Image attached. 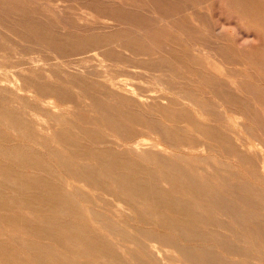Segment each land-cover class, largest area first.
Masks as SVG:
<instances>
[{
	"label": "rangeland",
	"instance_id": "obj_1",
	"mask_svg": "<svg viewBox=\"0 0 264 264\" xmlns=\"http://www.w3.org/2000/svg\"><path fill=\"white\" fill-rule=\"evenodd\" d=\"M63 1L57 3L68 7V11L66 14L59 13L53 17H60L59 19L63 23L72 27L77 25L72 15L73 12H76L74 10H77L76 13L95 16L86 7H99L100 11L97 15L101 21H107L114 25L123 24L116 27V31L109 34L110 37L119 46L135 47L133 49L144 53L146 56H139L135 61L130 60L129 64L145 68V74L147 69L149 75L155 76L151 79V76L146 77L145 75L134 80L133 84L135 88H138L137 93L144 96L150 94V96L153 95V98L158 97L162 103L167 104L168 101V105L170 103H174V105L171 108L150 105V108L147 105L130 101H119L122 104H118L117 111L120 110L119 113L122 115L115 117L116 124H113L105 120L103 112L95 109L94 105L100 104L108 107L115 104L112 99L103 95L102 89L97 84L91 81L92 79H101H91L85 74L88 71H95L108 78L113 77L116 73L113 63L105 62L101 65L100 61L96 60L89 64L83 63L62 69L55 67L56 60L36 63L33 67L34 74H27L25 80L31 86L47 83L58 88L59 94L50 96L52 99L48 97V100L55 102L59 107L55 114H48L38 105V102L43 98L32 94H24L20 97L21 99L11 96L13 107L22 111L29 107L36 111L37 118L42 120H40L42 125L39 129H43H27L23 125H0V264H168L167 262L163 263L157 257H146L143 247V242L145 243L147 240L160 241L163 238L187 248L192 247L198 250L208 248L217 251L218 247L214 241L216 239L230 243L241 251L246 247L241 243L244 232L218 212H214L216 214L213 212L200 213L198 207L205 205L197 198L201 192L196 189L197 184L194 182L218 193L220 203L224 205L232 203L240 212L244 208L237 203V196L232 192L238 189L240 183L244 182L254 192L263 193L264 196V183L259 182L260 176H249L241 164L223 157L220 144L215 142L216 139L212 131L207 128H199L201 133L195 132L187 125L186 122H189L190 115L185 105L188 102L184 99H188L191 103L211 99L206 86L200 84L198 76L193 74L195 67H191L192 64L189 65L187 57L191 54L192 44L196 45L199 41L208 45L209 48L218 50L226 67H229V71L231 69L230 73L238 76V81L246 89L255 90L258 95L256 98L264 102V0L212 2L209 4L212 11L210 14L193 19L184 15L187 14L184 13L185 9L198 7V4L193 0H190L192 3L177 1L175 2L177 4L174 3L175 5L173 2L153 4V7L158 8L161 12H168V15H171L169 13L173 11L179 13L173 17L176 19L168 16L167 23L146 18L142 14H145L149 6H152L147 5L146 0H141L140 4L137 3L138 0L135 2L134 0H124L127 3V8L124 10L117 7L110 8L113 5L104 0ZM241 8H246L251 15L245 17L239 15L236 10ZM124 20L126 21L124 22ZM160 23L163 24L160 25ZM168 24L172 27L170 28ZM118 28L127 33L121 35L120 32L123 31L117 30ZM63 31L57 27L53 30L54 34ZM75 33L77 34L74 35L75 37L87 35L81 31ZM103 33L95 34L102 36ZM152 43L153 45H151ZM214 43L216 45H213ZM70 44L74 45L75 43L73 41ZM148 47L157 51L158 54H152ZM46 49L47 51H45ZM5 50L11 57L13 55L17 58H20L19 53H33L34 57L40 55L48 59L47 54L50 53L45 46L24 47V49L5 46ZM207 52L204 50V53ZM116 55L113 53L109 58L116 59ZM226 61L231 64L228 65ZM172 63H175L174 66ZM218 66L222 69L220 63ZM50 70L53 74L49 76L48 71ZM183 76L187 79H184ZM60 93L66 98L63 99ZM26 95L28 97H25ZM224 100L228 101L229 98L224 97ZM1 105L3 104L0 103ZM237 112L244 118H252V112L248 108L243 107ZM232 117L236 122H243L242 118L234 115ZM146 123L147 125H145ZM250 129V126L247 127V130ZM117 135L134 136L135 140L145 139L148 141L150 139L149 141L158 142L164 147H170L174 143L200 144L199 152L196 153L197 150L193 152L192 158L197 156L203 162L194 163L189 159L190 156L187 153L181 151L176 154L188 158L186 162L190 163V168L186 164H181V170L189 168L192 173L197 172L202 176H160L161 173L151 163L149 155L133 157L130 153L127 154L123 147L117 148V145H113L112 142L118 140ZM195 136L198 138L197 142H195ZM119 144L122 145L120 142ZM107 149L116 152L122 166L139 168L138 176H132L133 180L161 186L160 180L166 177L170 184H163L158 191H162L161 193L177 206L149 199L142 202L143 200L136 198L132 203L131 213L119 219L107 212V206H104V203H100L98 206L96 203L92 205L86 202L88 199L82 195L83 193L72 194V190L66 187V183L74 185L78 183L74 182L73 176L68 172L67 166L69 165L77 169L78 167L79 169L84 167L91 169L93 174L98 175L92 177L103 181L107 187L113 185L110 181L113 177H122L102 176L120 173L118 170L112 169V163L109 161L97 160V152ZM256 150L264 157V140L259 141ZM10 151L19 152L21 158L26 160V164L8 161L5 155ZM213 168L215 170H212ZM146 173H154L155 176H143ZM215 174L216 176H214ZM76 177L84 179L85 176ZM82 184L83 182L79 185ZM212 196L211 194L208 198ZM196 217L202 222H196ZM91 218H95L99 223L93 224L90 221ZM61 225H66L76 232L79 231L78 233L82 231L85 233L86 236L82 238V243H79V248H70L69 241L62 237V239L52 237L53 231ZM99 227L103 230L99 231ZM179 230L190 231L196 235L201 233L207 235L203 238L195 237L187 242L179 234ZM87 237L91 240H88ZM121 245L127 248V253L122 254L119 249ZM256 250L259 249L256 248ZM249 256L254 259H249L250 262L264 264L258 261L263 260L264 255L256 253ZM231 260L227 263L243 264L238 257H233Z\"/></svg>",
	"mask_w": 264,
	"mask_h": 264
},
{
	"label": "bare ground",
	"instance_id": "obj_2",
	"mask_svg": "<svg viewBox=\"0 0 264 264\" xmlns=\"http://www.w3.org/2000/svg\"><path fill=\"white\" fill-rule=\"evenodd\" d=\"M58 1L64 2L63 0H31L28 2L20 1V0L19 1L0 0V103L3 104L0 106V125H4V126L23 125L27 127V129H34V128L37 130L43 129V128L39 129V127L42 125L41 122L42 120L37 118V115L35 114L36 111L29 107L25 111L13 107L14 104L11 103V96L17 99H21L20 97L24 96V94H32L33 96L43 98L41 101L38 102L39 103L38 105L42 107L46 113L55 114V112L58 110L59 105H57L55 102L48 100L49 99L48 97L52 95L53 96L58 95L60 90L47 83L41 85L35 84L31 86V84H29V82L25 80L27 74H34L33 67L36 63L39 62L46 63L47 61L50 60H56L55 67L58 69H62L64 67L67 68L78 64L80 65L83 63L89 64L90 62L96 60H99L101 65L105 62L114 64L115 66L114 71H116V73L115 76L113 77L108 78L107 76L100 75L95 71L85 72V74L90 76L91 79L92 78L101 79V80L92 79L91 81L97 84L100 87V89H102L103 95L108 99H112L113 103L116 105V106L112 105L108 107L107 105L106 106L100 104L94 105L95 109H98L101 112H103L102 115L104 119L110 121L113 124H116L115 117H120L122 115L121 113H119L120 110L117 111V109H119L118 104L122 101H130L140 105H147L148 107L152 105V106H167L166 108H171L172 105H174V103H170L168 105V101L167 104L162 103L161 101L158 100V97L153 98L152 97L153 95L150 96L149 93H148L149 96H144L141 93H137L138 88H135L133 84L134 80L141 78L145 75L146 77L151 76V79L155 76L149 75L150 73L148 72L147 69L145 74L144 72L145 68L135 65L133 66L129 64L131 63L129 62L130 60L135 61V59L139 56H146L144 53L139 52V50L137 51L136 49H133L135 47L132 48L130 46L128 47L119 46L117 45L115 40H113V38L110 37L109 34H111V32L113 31H116L115 28L120 27L123 24L114 25L112 23H108L107 21H101V19L98 18L97 15L98 11H100L98 9L99 7L98 8L86 7V9H88V11H90L92 14H95V16L83 15L80 13H76L77 10H74L76 12H73L72 15L74 21L77 22L78 26L76 25L72 27L65 22L63 23V21L59 19L60 17L58 16L53 17L58 15L59 13L66 14V12L69 9L68 7L59 5L57 3ZM104 1L109 2L111 3V5H113L110 6V8L117 7L122 10H124V8H127V3L124 2V0H104ZM135 1L136 0H134V2ZM140 1L141 0H138L137 3L139 2L138 4H140ZM177 1L182 3L183 1H190V0H146L147 5L150 4L152 6L151 7L149 6L148 9L145 8L146 12L145 14L144 13L142 14L145 15L146 18L155 19L160 22L167 23L168 16H172L171 18H173L175 17V15L179 13L172 10L173 12L169 13L171 15H168L167 14L168 12L166 11L161 12L158 8L153 7V4L159 2L161 4L173 2L174 4ZM193 1L196 4H198V7H191V8L186 7L188 9H185L184 10L185 12L183 11L184 13H187L184 15H187L191 19L210 14V12H212L211 7L209 6L210 3L212 2L226 3L229 0H193ZM232 1L238 2V0H232ZM141 11L142 8L140 12ZM236 12L244 17L250 14L249 13L250 11L246 10V8L237 9ZM180 16H182V14H180ZM140 17L142 16L140 15ZM125 21L126 20H124V22ZM162 24L163 23H160V25ZM168 25L170 26V28L172 27L170 24ZM56 27L64 31L59 34H54L53 30ZM117 30L123 31L120 32L121 35H125L127 33L124 30H120V28H118ZM77 31L87 33V35L82 37H75L74 35H77L75 33ZM99 32L102 33L105 32V33H103L104 35L102 36L96 35ZM203 37L205 38V35H203ZM73 41L75 44L71 45L70 43ZM151 45H153V43ZM213 45H216V43H214ZM5 46H12L21 49L22 48L24 49V47L30 48L33 46H38V47L45 46L46 48H48L50 53L47 54L48 59L43 58V56L40 55L34 57L33 53H28V54L16 53L20 57L17 58L16 56L13 55L11 57L10 54L7 53V51L5 50ZM149 50L152 51V54L154 55L158 54L157 51L153 50L151 47L149 48ZM190 50H191V54L187 57L189 65L192 64L191 67L193 68L195 67V72L193 74L198 76L197 79L200 84L206 86L211 96V99L203 100V101L201 100L200 102H194V103H191L188 99H184L187 100L188 102L185 105L187 106V111L189 112L190 115L189 122H186L187 125H189L191 130H194L195 132L201 133L200 129L203 128H207L210 131H212L216 139L215 142H218L220 144V150L223 157L230 158L236 163L241 164L246 169L247 174L249 176H260L261 179L259 180V182L263 184L264 178H262V176H264V157L262 156V154L257 152L256 146L258 145L260 140H264V134H263L264 102L256 98L258 95L255 92V90L251 91L249 90V88L246 89L241 84V82L238 81L239 77L234 76L230 73L231 69L229 71L228 69L229 67L228 68L226 67L225 61L223 60L222 55L220 52H218V50L209 48L208 45L202 43L201 41H199L196 45L192 44ZM204 50L208 52L210 51V53L208 52L204 53ZM45 51H47V49ZM113 53L117 54L115 56L116 59L109 58V56H111ZM163 55L169 57V55H165V54ZM24 56L27 57L24 58ZM217 62L218 64L220 63L222 69L218 66ZM226 63L228 65L231 64L228 61H226ZM116 64L118 65L116 66ZM174 64L172 66H174ZM48 72H49L48 73L49 76L53 74L51 70ZM183 78L187 79L185 76H183ZM60 94L63 96V99L66 98L65 95H63L62 93ZM25 97L28 96L26 95ZM163 97L165 96L163 95ZM224 97L229 98V100L228 101L224 100ZM182 106L184 107V104H182ZM243 107L251 110L252 118L250 119L244 118L241 116L240 113H238L239 111L237 112V110H240ZM69 111L71 110L69 109ZM179 111L181 112V110ZM232 115L237 116L238 118H242L243 122L234 121ZM145 125H147V123ZM249 126L251 127V129L247 130V127ZM154 133L156 134L157 132ZM117 136H118V140L113 141L112 142L113 145H117L116 146L117 148L123 147L124 151L127 152V154L130 153L133 157L139 158L141 156L146 157V155H149L150 159L152 160L151 163L155 165L156 170H158L161 173L160 176H202V175H198L197 172L192 173L190 171L189 169L190 163L186 162V159L188 158L176 154V152L178 153L181 151L182 153H187L190 156L189 159H191L192 162L197 164L203 162V160H201L197 156L192 158V155L194 154L193 152H195L196 150H197L196 153L199 152L198 148L201 147L200 144L174 143L170 147H164L158 142L149 141L150 140L149 138H148L149 140L146 141L145 139L135 140L134 136L133 137H128L127 135L124 136L117 135ZM195 138H196L195 142H197L198 138L196 136ZM119 142L122 143V145H120ZM3 155L5 154L3 153ZM97 155H98L97 160L109 161L110 163H112L111 164L112 169L118 170L120 172L114 175H102V176H122V177L121 178L113 177L110 180L113 185L107 187L103 181H99L92 177L98 175L93 174L91 169L85 167L83 169H79L78 167L77 169V168H72L69 165L67 166L68 167L67 170L70 173V175L73 176L74 182L78 183L76 185L71 183H66V187L72 190V194L75 195V193H79V194L83 193L82 195L88 199L86 200V202L92 205L96 203L98 206V204L104 203V206L105 205L107 206V212H109L110 214L116 217H119V219L122 218L124 215L131 213L133 209L132 203L136 198L143 200L142 202H146V199H149L151 201H156L163 204L168 203L167 205L170 204V206L171 205L177 206L176 204L171 203L172 201L169 200V198L167 199L161 193L162 191L161 192L158 191L159 189H161L163 184H167V185L170 184L167 181L166 177H163L160 180L161 186L155 183L149 184L146 182L133 180L132 176H138L139 168L137 167L127 168L125 166H122L121 165L122 163L119 162L120 158L118 157L116 152H114V150L111 149L103 150L97 152ZM5 158L11 162L26 164V160L21 158L19 152L10 151L5 155ZM181 164H186L187 166H189V168H186L187 170L186 169L181 170L180 168ZM212 170H215V168H213ZM74 176L75 177L85 176V177L84 179L76 177L77 178L76 179ZM143 176H155V175L154 173L153 174L146 173L143 174ZM214 176H216V174ZM194 180L196 181L195 178ZM81 182H83V184L79 185L81 184ZM194 183L197 184L196 189L199 192H201V194L197 198H199V201H202L205 205L198 207V210L201 211L200 213L218 212L221 214V216H225L227 219L231 220L232 223H234L238 229H241L244 232L242 235L243 240L241 241V243H243V245H245L246 247H244L240 251L230 243L217 241L215 239L214 241H216L218 247L217 251L208 248L203 250H198L192 247L187 248L181 246L180 244H177L172 240L163 238L160 241L147 240V242L145 243L143 242L144 245L143 247H144V251L146 252V257H150V258L157 257L161 259L163 263L167 262L168 264H228L227 262L232 261L231 258L238 257L241 259V262L243 264H257L250 262L249 259H253V257H250L249 255L256 253H260L261 256L264 255L263 193L261 194L256 193L254 192L253 189H251L249 185L244 184V182L242 184L240 183L239 187H237L238 189L232 192L234 195L237 196V203L244 208L243 211L240 212L237 210V208H235V206L232 203L225 205L220 203L219 202L220 197L218 193L212 192V190L206 189L205 187H203L202 185L196 182ZM211 194L213 196L208 198L209 195ZM73 204L75 205V203ZM197 218L198 217L195 218L196 222L197 221L202 222V220ZM90 221L93 224L99 223L98 221H96L95 218H91ZM99 228H100L99 231L103 230L101 227ZM78 232L74 231L72 228L66 225H61L58 226L57 229L54 230L53 234L51 235L53 238L56 239L62 237L64 240L69 241L70 248L77 249L79 248L78 247L79 243H82V238L86 236L85 233H83V231L80 233ZM179 234L182 235L183 239H185L187 242L193 240V238L195 237L203 238L207 235L205 233L196 235L195 233L186 230H179ZM87 238L88 240H91L89 237ZM111 241H113V239H111ZM256 248H258L259 250H256ZM119 249L121 250L122 254L127 253L128 251L127 248L123 245H121V248ZM82 253H84V251ZM262 259L263 260H258V261L264 263V258Z\"/></svg>",
	"mask_w": 264,
	"mask_h": 264
}]
</instances>
